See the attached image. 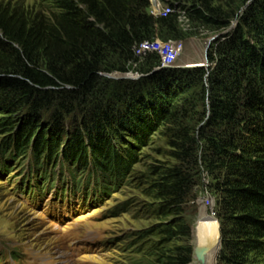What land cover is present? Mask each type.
<instances>
[{
  "label": "trees",
  "instance_id": "trees-1",
  "mask_svg": "<svg viewBox=\"0 0 264 264\" xmlns=\"http://www.w3.org/2000/svg\"><path fill=\"white\" fill-rule=\"evenodd\" d=\"M168 1L174 11L166 16L150 14L149 0H54L55 10L35 17L0 5V166L27 157L28 179L40 187L66 185L67 173L72 191L79 183L83 194L102 195L124 182L161 132L164 159L148 164L142 180L160 221L148 262L192 264L185 212L205 175L221 225L218 264H257L264 255V0ZM182 17L219 33L207 66L157 69V53L136 55L145 40L186 39ZM134 64L139 79L107 76Z\"/></svg>",
  "mask_w": 264,
  "mask_h": 264
},
{
  "label": "rangeland",
  "instance_id": "rangeland-1",
  "mask_svg": "<svg viewBox=\"0 0 264 264\" xmlns=\"http://www.w3.org/2000/svg\"><path fill=\"white\" fill-rule=\"evenodd\" d=\"M224 2L220 0V3ZM0 5L23 9L31 17L38 14L48 16L55 10L54 0H0ZM180 12L184 11L181 9ZM180 22L187 37L182 40L185 53L195 59V54L201 53L205 59L207 43L213 39L211 46L219 33L189 24L184 17L180 18ZM236 24L237 20H234L229 30ZM156 39L165 41L161 37ZM136 67L137 64H134L129 72L140 74L134 69ZM5 138L6 134L0 133V143ZM166 148L165 137L161 132L156 133L140 151L139 163L125 176L124 182L113 186L109 193L97 196L83 194L85 185L79 183L75 184L74 191L69 190L72 174L67 173H64V177H68L64 181L66 185H54L49 181L44 184L45 187L43 185L44 194L29 195L23 191L24 182L29 180V159L24 157L15 163L12 159L10 164L1 165L0 264H150L147 259L155 258L152 252L160 238L157 230L160 221L148 209L151 199L144 193L142 180L147 165L164 159L159 150ZM59 174L62 176L63 169L54 175L56 181ZM78 177L83 179V183L88 179L86 175ZM206 183H209V178L203 175L200 180L203 191L200 189L196 201L185 212L186 223L191 228L188 243L194 249L192 264H218V251L222 248L217 242V247L212 245L204 252L205 260L195 256L203 231L209 230L213 238L216 230L219 229L221 234L216 202L205 189ZM89 186L93 188L91 182ZM61 188L65 191L62 189L60 193ZM68 191L70 197L66 195ZM144 256L147 262L142 260ZM257 264H264V255L257 258Z\"/></svg>",
  "mask_w": 264,
  "mask_h": 264
},
{
  "label": "built area",
  "instance_id": "built-area-1",
  "mask_svg": "<svg viewBox=\"0 0 264 264\" xmlns=\"http://www.w3.org/2000/svg\"><path fill=\"white\" fill-rule=\"evenodd\" d=\"M149 12L154 16H166L174 11L173 6L168 0H149ZM180 12V8L178 10ZM137 56H144L148 53L155 52L160 56L161 64L157 69L180 67L178 59L184 50V42L159 39L145 40L134 48ZM208 202L210 201L206 198ZM203 203V202H202Z\"/></svg>",
  "mask_w": 264,
  "mask_h": 264
},
{
  "label": "bare ground",
  "instance_id": "bare-ground-1",
  "mask_svg": "<svg viewBox=\"0 0 264 264\" xmlns=\"http://www.w3.org/2000/svg\"><path fill=\"white\" fill-rule=\"evenodd\" d=\"M193 43L194 42L191 40V44H193ZM188 48H189V46H188ZM182 55L183 56L180 58L179 64H185V63H190V62H197V63H199V62H203L205 60L204 59V56L201 55V53L195 54V56H197L196 59H195V57L190 56L189 54H186L185 51L183 52ZM193 60H196V61H193ZM214 233H215V238H213L212 236H210L209 230L203 231V235L200 236V237L198 236L199 237L198 248L200 250H202V251L205 252L212 245L214 247H217V244H216L217 242L220 245V232H219V229L216 230Z\"/></svg>",
  "mask_w": 264,
  "mask_h": 264
},
{
  "label": "water",
  "instance_id": "water-1",
  "mask_svg": "<svg viewBox=\"0 0 264 264\" xmlns=\"http://www.w3.org/2000/svg\"><path fill=\"white\" fill-rule=\"evenodd\" d=\"M213 39H210L209 42L207 43L206 45V48H205V60L203 62H190V63H185V64H181L180 67H198V66H207L208 65V54H207V51L210 47V43ZM109 77L111 78H115V79H139L141 76H143V74H134L133 72H125V73H122V72H115L114 74H108ZM213 219H215V217H212ZM216 220V219H215ZM220 246H222V238H221V234H220ZM220 252V249L219 251ZM195 256L196 258H203L201 260H205L204 256V251L200 250L199 248H197L196 250V253H195ZM204 263V262H202Z\"/></svg>",
  "mask_w": 264,
  "mask_h": 264
}]
</instances>
